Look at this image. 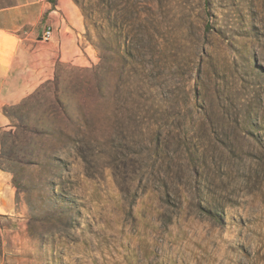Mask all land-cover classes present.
<instances>
[{"label":"rangeland","instance_id":"rangeland-1","mask_svg":"<svg viewBox=\"0 0 264 264\" xmlns=\"http://www.w3.org/2000/svg\"><path fill=\"white\" fill-rule=\"evenodd\" d=\"M70 1L84 58L1 108L0 264H264V0Z\"/></svg>","mask_w":264,"mask_h":264},{"label":"crops","instance_id":"crops-1","mask_svg":"<svg viewBox=\"0 0 264 264\" xmlns=\"http://www.w3.org/2000/svg\"><path fill=\"white\" fill-rule=\"evenodd\" d=\"M47 24L54 28L49 41L41 38ZM81 27L70 0H0V145L9 123L2 106L29 96L57 62L82 60ZM14 202L9 178L0 170V209H12Z\"/></svg>","mask_w":264,"mask_h":264},{"label":"built area","instance_id":"built-area-1","mask_svg":"<svg viewBox=\"0 0 264 264\" xmlns=\"http://www.w3.org/2000/svg\"><path fill=\"white\" fill-rule=\"evenodd\" d=\"M54 36V28L51 24H47L41 38L45 41H49L53 38Z\"/></svg>","mask_w":264,"mask_h":264}]
</instances>
